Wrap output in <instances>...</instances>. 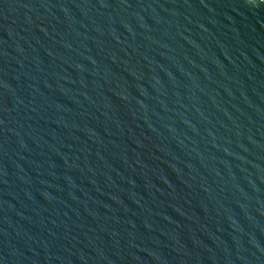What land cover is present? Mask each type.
I'll list each match as a JSON object with an SVG mask.
<instances>
[{"label": "water", "instance_id": "95a60500", "mask_svg": "<svg viewBox=\"0 0 264 264\" xmlns=\"http://www.w3.org/2000/svg\"><path fill=\"white\" fill-rule=\"evenodd\" d=\"M0 264H264V0H0Z\"/></svg>", "mask_w": 264, "mask_h": 264}]
</instances>
